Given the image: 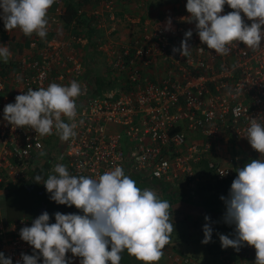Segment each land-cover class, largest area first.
<instances>
[{
	"label": "built area",
	"instance_id": "built-area-1",
	"mask_svg": "<svg viewBox=\"0 0 264 264\" xmlns=\"http://www.w3.org/2000/svg\"><path fill=\"white\" fill-rule=\"evenodd\" d=\"M122 3L88 0L78 10L94 15L89 26L100 31L94 45L108 61V81L115 83L103 95L85 94L76 99V136L67 141L55 129L52 135L40 136L29 127L15 128L4 120L3 112L5 105L29 88L67 85L73 80L85 86L83 73L90 62L99 59L98 53L85 51L89 39L79 24L66 26L61 20L63 1L55 0L48 9L45 38L34 33L28 51L11 54L7 63L0 58V185L28 183L35 167L50 161L51 167L63 164L71 175L92 178L121 166L125 175L161 179L187 188L193 196L200 181L194 170L201 160L215 179L222 180L250 160L264 159L243 137L248 118L264 122V39L257 49L237 42L228 55H218L201 44L196 22L188 21L190 14L176 8L161 11L155 18L147 10L145 15L150 18L136 14L138 35L114 42L116 13ZM135 5L137 9L142 6ZM230 11L225 4L220 15ZM241 16L245 24H251ZM106 26L107 32L102 29ZM188 30L192 31L190 55L174 54L173 47L179 48ZM1 44L9 48L10 39H2ZM221 146L239 147L245 154L224 158L218 154ZM37 217L0 223V252L12 264L21 261V254H35L37 264H43L38 250L19 235ZM231 236L235 238L234 231ZM234 253L237 262L230 264H255L253 247L243 244ZM218 259L224 262L227 258L220 254ZM184 260L198 264L188 256Z\"/></svg>",
	"mask_w": 264,
	"mask_h": 264
},
{
	"label": "clouds",
	"instance_id": "clouds-1",
	"mask_svg": "<svg viewBox=\"0 0 264 264\" xmlns=\"http://www.w3.org/2000/svg\"><path fill=\"white\" fill-rule=\"evenodd\" d=\"M54 3L55 0H0V20L8 32L18 28L24 36L35 33L43 39L47 35L48 9ZM225 4L233 11L220 15ZM186 11L190 14L188 21L196 22L201 44L218 55H228L237 42L257 49L264 39V0H187ZM241 13L252 21L250 25L244 23ZM191 36L192 31H186L179 48L173 47L172 52L182 57L190 55ZM10 56L7 45L0 44L4 63ZM105 78L108 81L106 73ZM85 94L87 90L83 91L74 80L67 85L50 83L35 90L29 88L17 95L14 103L4 106V120L15 128L29 127L40 136L52 135L55 129L59 138L67 141L76 136V99ZM244 131L243 137L251 148L264 156L261 118H248ZM200 162L194 170L198 177ZM235 171L227 199L220 197L226 206L224 222L234 224L235 238L221 234L220 244L235 250L247 244L255 250V264H264V159H252ZM45 177L36 175L34 181L43 182L50 199L75 206L83 215L56 212L55 223H49L45 211L30 227L19 230L20 238L43 257V264H71L66 256L69 252L80 258L79 264H120L125 250L143 264H155L162 258L174 232L171 205L155 190L137 187L121 166L92 178L71 175L65 165L51 167L50 163ZM196 214L202 217L198 227L204 234L202 243L207 244L214 225L207 214ZM38 259L35 254H21L22 264H37ZM0 264H12V260L0 252Z\"/></svg>",
	"mask_w": 264,
	"mask_h": 264
},
{
	"label": "trees",
	"instance_id": "trees-1",
	"mask_svg": "<svg viewBox=\"0 0 264 264\" xmlns=\"http://www.w3.org/2000/svg\"><path fill=\"white\" fill-rule=\"evenodd\" d=\"M63 1L62 7H63V13L61 15V20L64 22V24L71 25L73 23L79 24L81 26V31H83L84 34L87 35L90 44H87L86 48L89 49L91 52L97 54V49L94 45L95 39L99 36L100 31H98L97 28L90 27L91 21L94 19V15L88 14V13H78V10L82 5L88 2V0H61ZM88 27V28H87ZM105 73L104 70L101 72H95L90 71L88 68L86 69V78H87V92L90 95H103L107 91L111 89V83L107 80H105ZM61 141V140H59ZM206 161L201 160L200 162V171H199V177L206 178V179H200L197 183V188L195 191V194L197 195V201L193 200L192 196H185L181 199H176L174 197V191L172 189L171 185L164 186V183H162L160 180H154L152 178L146 179V177L140 176L138 174H131L130 178L136 181V184L141 187L143 190L144 186H142V183L146 182L147 187L148 183L156 182L160 189L164 190V195H166L165 200H167L170 205H181V207L185 208L187 205H192L195 207L194 209L199 211L201 214H207L210 218V221H212L214 228H221L224 226H227V223L224 222V214L226 211V206L224 201L220 199L221 196L225 197L227 199L229 195V190L231 187L232 181L236 177V172L228 178L217 180L214 178L211 171L206 167L205 165ZM50 165V161L44 162L42 165H37L35 169L30 173L28 183H16L13 185H10L8 183L0 185L2 194H1V200H5L7 203H9V200H11V196L15 194L18 191H29L31 189L37 190L36 192L39 196L37 201L42 202L45 199H47L50 204H52L56 209L54 210L56 212H61L62 214H78L83 215V212L79 209H77L75 206H67V205H60L56 202L52 201L50 199V193H48L43 185V182L36 183L34 181V177L36 175H41L43 178H45L46 173L48 172V166ZM43 185V186H41ZM18 190V191H17ZM176 201V202H175ZM4 204V201H2ZM175 202V204H174ZM11 205V203L9 204ZM12 207V206H11ZM9 208H2L3 215L0 210V222H12L17 221L23 217L28 216H14L10 217L7 215V211ZM44 206L39 211H33L29 216L33 217L35 215H41L43 213ZM49 214V222L55 223V217L54 215H51V211L49 208L45 210ZM126 252V255L128 256L131 263L135 264H143V262L137 260L134 256L129 255L127 251L121 253V257L125 258L124 253ZM110 264V262H109Z\"/></svg>",
	"mask_w": 264,
	"mask_h": 264
},
{
	"label": "crops",
	"instance_id": "crops-1",
	"mask_svg": "<svg viewBox=\"0 0 264 264\" xmlns=\"http://www.w3.org/2000/svg\"><path fill=\"white\" fill-rule=\"evenodd\" d=\"M124 3H128V4H123L121 5V9L116 13V16L119 18V20L116 22L117 24V30L115 32H113L114 34V42H118V43H121L122 41H124V39L122 40L120 38V35L123 33L122 37H126V35H129L130 31L134 28H136V26H139V22L138 21V17L136 16V14H144L143 18H150L148 15H145V10H150L152 13L153 11H155V15H152V13L149 11V13L151 14V18H155L157 17V13L161 10L162 11V8L159 7L157 8V6H155L153 4V2H148V0H123ZM162 3V4H161ZM174 2V3H168L170 6L172 5L173 9H178L179 10V6H180V3H177ZM135 4H144L142 5L140 8L137 9L138 6H136ZM161 4V5H160ZM160 6L162 5H165L164 4V1L160 0ZM177 5L176 7H174V5ZM168 5V6H169ZM167 6V7H168ZM166 7V6H164ZM88 8H86L87 10ZM160 11V12H161ZM148 20V19H146ZM141 22V21H140ZM66 26H63L62 28H65ZM67 28V27H66ZM104 31H108L109 29V26H106L104 28H102ZM34 35V34H33ZM31 35V36H33ZM31 36H24V34L17 28V29H14L10 32L6 31L5 28H4V25H1L0 26V44H1V41L2 39L4 38H8L10 39V44H9V51L11 52V54L13 56H17L19 55L21 52L23 51H28L30 48H31ZM47 36V35H46ZM111 44V47H114L116 44L113 43L112 41L111 42H108ZM87 44H90L87 43ZM87 44H85L84 46V49L85 51L87 50L86 46ZM18 46V50L17 52H13L12 49H15V47ZM99 59L97 60H94L92 62H90V64L88 65V69L90 71H94L95 68L92 66V63L95 62L99 67H100V72L104 70V72L108 71V61L107 59H104L105 58V55L103 53H98V56H97ZM82 82L85 84V86L81 87L82 90H84V88H87V78H86V71L83 73V80ZM115 82H112L111 85H113ZM228 149V150H227ZM227 149H225L224 146H221L219 148V152L218 153L219 155H222L224 158L225 157H240L241 154H243L245 151H243L242 149H239V147H231V146H227ZM228 152V153H226ZM245 154V153H244ZM215 156V154H214ZM213 156V157H214ZM53 157V156H52ZM129 177L131 176L128 175ZM149 178H152L154 180H160L162 183H164V186H168V185H171L172 186V189L174 191V197L177 199H181L185 196H189L190 193L189 191H184L183 193L181 192L182 189H180V187H176V186H173L172 184H170L169 182H166V181H163L161 179H155L151 176H146V179H149ZM206 179V178H205ZM168 184V185H167ZM147 188H151L153 190H155L158 195L161 197H166V195H164V190H163V187L162 189H160L159 185L156 183V182H150L148 183V187ZM197 188V186H196ZM196 188L194 189L196 191ZM192 196V195H190ZM193 200H196L197 201V195H193L192 196ZM162 199V198H161ZM164 200V199H163ZM176 202V201H175ZM174 202V204H175ZM172 206V205H171ZM181 205H174L173 206V209L175 210L174 212V215H179V214H183L185 211H188L189 207H190V210L192 212V216L189 215V213H185L184 215H186L184 217V219H182V222H186L187 220H190L188 218H191V220L193 219H197V221H200L202 219V217H198L196 212L199 213V211L195 210L192 205H187L185 206L184 210H179L178 208L180 207ZM180 212V213H179ZM201 214V213H200ZM183 217V215H181V218ZM4 223V221H1L0 223ZM50 223V222H49ZM227 229L229 230L230 232V236H231V233L234 231V228H233V225H230V224H227ZM187 229V228H186ZM188 230V229H187ZM215 230V229H214ZM192 235L195 234L194 233H191ZM232 238V236H231ZM163 256L162 258L158 261V262H155V264H185V260H184V257H186L187 255L184 254L181 249H176L175 248V244H171V242H169L163 249ZM233 253H234V249H233ZM226 255V259L224 262L220 261L218 258H217V261L221 264H230L231 262H237V258L233 259L230 257L229 253L228 252H223L222 255ZM235 254V253H234ZM236 256V254H235ZM68 258V257H67ZM79 261H80V258L79 257H74L72 258L71 260V264H79ZM198 264H204V263H201L199 262V260H195ZM226 261H229V262H226ZM206 264V262H205Z\"/></svg>",
	"mask_w": 264,
	"mask_h": 264
},
{
	"label": "rangeland",
	"instance_id": "rangeland-1",
	"mask_svg": "<svg viewBox=\"0 0 264 264\" xmlns=\"http://www.w3.org/2000/svg\"><path fill=\"white\" fill-rule=\"evenodd\" d=\"M150 1L153 2V4L155 6H157V8L161 7L163 12H170V10L173 9V7H172V5L170 6L168 3H174L177 1V3H180V6L178 7L179 8L178 11H182L183 13H188L186 11L187 0H162V1H164V4H165L162 6H160L162 4V3L160 4V0H148V2H150ZM123 4H128V3H124V1H123ZM176 4L174 5V7L177 6ZM142 5H144V4H142ZM164 6H166V7H164ZM149 11H148V14H150ZM160 11L157 13V16L160 15ZM152 15H155V11H153ZM1 25H4L2 20H0V26ZM137 32H138V26H136V28L132 29L129 32L130 34L126 35V37H124V38L122 37V35H123V33H122L120 35V38L122 40L123 39L126 40L131 35H134V36L138 35ZM12 50H13V52H17L18 46H16L15 49H12ZM92 66L95 68V70H94L95 72H100V67L95 62L92 63ZM82 80H83V76H82ZM63 162H65V160H63ZM50 173H51V170H50ZM200 179L203 180L205 178L202 177ZM152 181L153 180H151L150 182H152ZM41 186H43V185H41ZM142 186L147 188V183L146 182L142 183ZM137 187H139V186L137 185ZM139 188L142 189L141 187H139ZM180 189H182L181 190L182 193L185 190L188 191L187 188L185 189V187H182V186H180ZM36 192H38V191L33 190V189H31L29 191H18L11 196V200H9V203H7L4 199L1 200L2 190L0 189V210H1L2 215L4 213L2 208H5V207L9 208L7 211V215L10 217H14V216H29L33 211H39L44 206L43 212H45V210H47V208H49L51 211V215L53 216L55 214L54 210L56 209V207H54L52 204H50V202L47 199H45L42 202H38L37 199H38L39 195ZM161 198L165 200L164 197H161ZM2 201H4V204ZM10 203H11V205H9ZM178 209L184 210V208L181 206ZM175 210L173 209V206H171L169 208V212H172V220L174 223V232H172L170 234V242L172 245L175 244L176 249H181V251L184 254H186L188 257H192L194 259L196 258L197 260H199V262L204 263V264H205V262H206V264H221L217 261V256L219 254H222L223 252H228L230 257L233 259L236 258L235 254L233 253V248L229 247V248L225 249V248H222L221 244H220L219 235L223 234V235H227V236H229V238H231L230 232L226 226L212 230L211 241L207 244H204V243H202V240L204 239V234H203V232H200V229L198 227L199 221H197V219L191 220V218H188L190 220H187L184 223L182 222V219H184V217L186 216V215H184L185 213L188 212L189 215L192 216V212L190 210V207H189L188 211H185L183 214H179V215H174ZM181 215H183L182 218H181ZM194 232H195V234L192 235L191 233H194ZM66 256L70 260H72V258H74L70 252L67 253ZM124 256H125V258H121L120 264H135L133 262L131 263L128 256L126 255V252L124 253Z\"/></svg>",
	"mask_w": 264,
	"mask_h": 264
}]
</instances>
